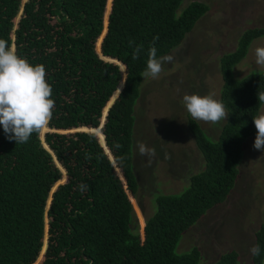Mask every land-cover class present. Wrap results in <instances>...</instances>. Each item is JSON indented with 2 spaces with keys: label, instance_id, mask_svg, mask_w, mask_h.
Returning a JSON list of instances; mask_svg holds the SVG:
<instances>
[{
  "label": "trees",
  "instance_id": "obj_1",
  "mask_svg": "<svg viewBox=\"0 0 264 264\" xmlns=\"http://www.w3.org/2000/svg\"><path fill=\"white\" fill-rule=\"evenodd\" d=\"M181 5L182 0H0V39L10 46L14 34L17 54L45 66L55 101L43 144L37 133L16 144L0 126V264H33L46 223L38 264H200L197 246L183 252L177 247L182 234L223 203L235 185L244 142L255 134L253 118L264 103V69L241 79L232 69L264 27L247 28L235 49L220 57L219 100L229 114L218 139L188 120L204 168L181 193L158 196L155 212L135 232L133 112L148 48L158 36L157 57L169 53L210 9L197 0ZM138 45L143 51L133 60ZM43 145L67 177L47 211L62 172ZM81 183L88 185L84 192ZM254 237L261 252L252 255V264H264V223ZM237 256L234 250L223 253L214 264H238Z\"/></svg>",
  "mask_w": 264,
  "mask_h": 264
},
{
  "label": "rangeland",
  "instance_id": "obj_2",
  "mask_svg": "<svg viewBox=\"0 0 264 264\" xmlns=\"http://www.w3.org/2000/svg\"><path fill=\"white\" fill-rule=\"evenodd\" d=\"M191 1L194 0H182L181 7ZM197 1L205 2L210 9L182 43L165 54L171 55L173 60L163 65L164 72L159 79L142 76L140 95L134 104L132 169L137 189L132 202L131 228L135 232L140 231L155 212L158 196L181 193L189 186L190 177L204 168L203 156L188 128L192 117L182 97L185 94L211 95L219 100L223 83L220 57L235 49L247 28L264 27V0ZM18 16L14 20L15 27ZM54 21L52 17L51 22ZM256 47H264V35L254 39L245 57L233 66L235 79L264 69L255 63ZM262 115L264 103L257 117ZM226 120L216 124L196 121L208 138L215 141ZM46 131L48 128L39 133L42 142ZM255 136L256 128L255 134L244 142L238 176L226 200L208 210L181 236L177 250L183 252L197 246L201 253L200 264H214L223 253L232 250L238 255V264H252L249 248L255 244V231L264 223V152L254 149ZM138 142L156 149L150 166H146L147 157L139 155ZM165 153L169 158H165ZM61 179L51 190L66 181V176L62 174ZM46 229L47 225L45 241L33 264H38L45 251Z\"/></svg>",
  "mask_w": 264,
  "mask_h": 264
},
{
  "label": "clouds",
  "instance_id": "obj_3",
  "mask_svg": "<svg viewBox=\"0 0 264 264\" xmlns=\"http://www.w3.org/2000/svg\"><path fill=\"white\" fill-rule=\"evenodd\" d=\"M19 12L21 14V11ZM157 39L158 36L153 37V43L147 51L146 68L142 73L144 79H159L161 73L164 72L163 65L173 60L171 55L157 57V49L155 47ZM129 44L132 45L133 41L130 40ZM16 48L14 34L12 35L10 46L7 41L0 39V126L3 127L8 140H14L16 144H23L29 141L33 133L39 134L50 125L55 109V101L52 98V86L46 80L47 73L45 66L43 64L33 65L29 63L26 58L17 54ZM142 51V45L136 46L133 49L132 59H138ZM255 63L264 67V47L255 48ZM118 66L120 67L119 70L123 79L125 77L126 66L123 63L118 64ZM259 100L264 101V95H260ZM182 102L193 120L216 124L222 120H226L229 114L223 102L211 95L185 94L182 97ZM253 123L256 128L253 147L264 152V115L253 118ZM102 125L99 127H102ZM43 142L41 140L42 144ZM114 146L116 148L121 147L119 143H116ZM44 147L51 152L53 163L66 176V170L56 155L49 147ZM137 149L139 155L147 157L146 166H150L152 159L156 156V149L147 146L144 142H138ZM88 158L90 157L86 156V159ZM165 158H169L167 153H165ZM78 187L81 192L88 189V185L85 183H81ZM54 190H50L49 192L46 211L49 208ZM47 230L48 226L46 236H48ZM249 252L253 256L260 255L261 249L259 244L252 245L249 248Z\"/></svg>",
  "mask_w": 264,
  "mask_h": 264
}]
</instances>
